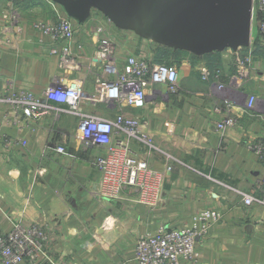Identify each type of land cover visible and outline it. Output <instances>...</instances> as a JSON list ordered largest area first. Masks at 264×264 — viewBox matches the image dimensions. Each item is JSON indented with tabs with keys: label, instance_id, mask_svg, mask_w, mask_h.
<instances>
[{
	"label": "crops",
	"instance_id": "crops-1",
	"mask_svg": "<svg viewBox=\"0 0 264 264\" xmlns=\"http://www.w3.org/2000/svg\"><path fill=\"white\" fill-rule=\"evenodd\" d=\"M13 11L20 15V32L5 28L6 15ZM93 15L99 13L83 24L71 19V50L79 58L78 64L64 67L49 53L48 37L32 29L37 20L53 23L67 17L63 8L51 0H0V91L13 80L17 88L41 95L56 80L82 79L83 89L92 94L99 71L92 61L98 40ZM258 23L254 14L247 48L200 58L181 55L176 94L159 85L148 90L142 109L102 103L81 106L85 113L109 119L119 112L138 117L155 143L173 157L171 170L166 171L159 152L129 143L136 156L164 173L156 205L95 196L100 178L96 162L105 147L81 144L76 138L77 114L65 110L57 117L41 113L25 120L9 115L8 105L0 102V233L9 231L15 221L42 222L48 230L44 264H138L134 248L140 235L160 226L182 229L196 213L216 209L222 218L197 240V262L181 264H264L262 204L246 206L238 193L219 183L249 192L264 179V159L249 148L264 140V42ZM115 29L105 35L124 44L121 37L128 31ZM136 37L148 52L149 42ZM246 56L251 59L249 75L239 79L237 60ZM205 72L209 76L204 77ZM217 81L226 88L217 89ZM251 96L256 101L248 108ZM227 117L235 123L217 130L216 124ZM59 146L65 148L63 153L57 152Z\"/></svg>",
	"mask_w": 264,
	"mask_h": 264
},
{
	"label": "built area",
	"instance_id": "built-area-1",
	"mask_svg": "<svg viewBox=\"0 0 264 264\" xmlns=\"http://www.w3.org/2000/svg\"><path fill=\"white\" fill-rule=\"evenodd\" d=\"M251 3L252 18L254 14L259 16V35L264 42V0H251ZM94 16L92 18L98 40L92 61L99 66V71L95 73L96 88L92 94L83 89L82 79H71L67 83L56 80L41 95L17 88L14 81L9 80L4 90L0 91V102L8 105L9 115L25 120L38 117L41 113H51L57 117L65 110L77 114L79 121L76 138L81 144L85 147L94 144L105 147L104 154L96 162L100 178L94 191L95 196L129 198L141 204L156 205L161 200L164 173L154 170L146 159L136 156L129 143L133 141L145 146L149 152H159L166 160V171L171 170L173 157L155 143L138 117L119 112L113 119H109L85 113L81 106L102 103L113 104L120 109H142L147 102L148 90L154 86H164L168 92L176 94L179 91V72L175 65L150 64L147 58L140 55L128 53L121 57L119 46L105 35V23L110 22L100 13ZM6 19L8 23L5 28L19 32L22 30L17 11L6 15ZM32 29L48 37L45 43L49 46L48 51L59 57L61 65L68 67L78 64L79 55L71 50L74 32L70 18L62 17L53 23L37 20L32 24ZM40 41L44 43L41 38ZM237 61L240 65L237 77L247 78L251 59L246 56ZM218 72H215V78H218ZM203 76L207 77L209 73L205 72ZM214 86L220 90L226 88L219 81ZM255 101V97L251 96L246 106L253 108ZM225 102L228 107L231 106L229 100ZM234 123V118L227 117L216 124V129L222 130ZM21 143L25 144V140H21ZM249 148L264 159L263 139L249 144ZM56 150L63 153L65 148L59 146ZM219 183L238 193L246 206L260 202L264 215V179L256 181L249 192ZM221 218L220 210L206 209L193 215L190 225L182 229L160 226L154 233H144L135 243L134 258L138 264L197 262V240L206 237L212 224ZM47 239L48 230L42 222H13L9 231L0 233V264H44L48 261Z\"/></svg>",
	"mask_w": 264,
	"mask_h": 264
},
{
	"label": "water",
	"instance_id": "water-1",
	"mask_svg": "<svg viewBox=\"0 0 264 264\" xmlns=\"http://www.w3.org/2000/svg\"><path fill=\"white\" fill-rule=\"evenodd\" d=\"M51 1L78 24L98 12L120 30L197 56L225 49L236 51L251 42V0Z\"/></svg>",
	"mask_w": 264,
	"mask_h": 264
},
{
	"label": "trees",
	"instance_id": "trees-1",
	"mask_svg": "<svg viewBox=\"0 0 264 264\" xmlns=\"http://www.w3.org/2000/svg\"><path fill=\"white\" fill-rule=\"evenodd\" d=\"M149 44L151 45V53L152 54H150V57L147 60L150 64H152V63H165L167 65H175L176 66V63L180 62V56L183 54H190L191 56H193L195 58L207 56V54L202 55V56H197V55H194L192 53H189V52H186L183 50L174 51L170 48H167L165 46L155 44V43L149 42ZM216 52H219V51H216ZM165 61H168V63Z\"/></svg>",
	"mask_w": 264,
	"mask_h": 264
},
{
	"label": "rangeland",
	"instance_id": "rangeland-1",
	"mask_svg": "<svg viewBox=\"0 0 264 264\" xmlns=\"http://www.w3.org/2000/svg\"><path fill=\"white\" fill-rule=\"evenodd\" d=\"M105 28H106L107 32H111V33L115 32L114 30H116L115 29L116 27L113 26L111 23H109V24L105 23ZM134 36H135V38H134ZM121 38L126 39L124 44L118 45L121 57H124L125 54L130 53V54L140 55V56H143V57L149 59L150 54H152V53H148L149 49H151V45H149V47H147L148 52L145 53V50L139 44V39L136 37V35L134 33L129 32V31L125 32V34H123ZM122 42H124V41H122ZM165 62L168 63V61H165Z\"/></svg>",
	"mask_w": 264,
	"mask_h": 264
}]
</instances>
